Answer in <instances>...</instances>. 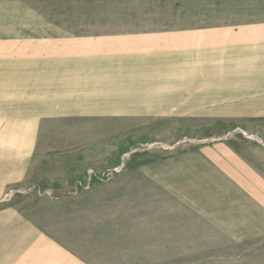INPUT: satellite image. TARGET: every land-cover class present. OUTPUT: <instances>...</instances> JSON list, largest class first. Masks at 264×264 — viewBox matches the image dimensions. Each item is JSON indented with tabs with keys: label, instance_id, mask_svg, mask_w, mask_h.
<instances>
[{
	"label": "crops",
	"instance_id": "0c3cea01",
	"mask_svg": "<svg viewBox=\"0 0 264 264\" xmlns=\"http://www.w3.org/2000/svg\"><path fill=\"white\" fill-rule=\"evenodd\" d=\"M187 7L190 17L171 29L117 19L106 25L129 28L52 36L49 19L27 18L15 20V40L0 33V206L27 180L51 120H264V0H187ZM254 142L203 145L177 161L195 188L188 218L253 252L264 249V142ZM155 183L164 185L160 173ZM110 230L115 241L106 245L99 227L41 226L0 208V264H116L124 244ZM142 234L125 249H152Z\"/></svg>",
	"mask_w": 264,
	"mask_h": 264
},
{
	"label": "rangeland",
	"instance_id": "374dc122",
	"mask_svg": "<svg viewBox=\"0 0 264 264\" xmlns=\"http://www.w3.org/2000/svg\"><path fill=\"white\" fill-rule=\"evenodd\" d=\"M198 13L193 9L192 17ZM188 17L187 0H3L0 33L15 40V20L27 18L49 19L52 36L89 37L129 28L106 25L117 19H148L160 24L154 29H171ZM254 140L264 142V120H51L43 126L27 180L9 191L0 208L15 207L41 226L99 227L106 245L115 241L107 229L119 231L124 248L116 264H264V249H237L191 213L188 218L195 202L187 197L195 188L180 177L177 163L189 149L219 142L243 149ZM159 173L162 186L155 183ZM141 232L153 248L125 249V241L132 236L138 242Z\"/></svg>",
	"mask_w": 264,
	"mask_h": 264
}]
</instances>
